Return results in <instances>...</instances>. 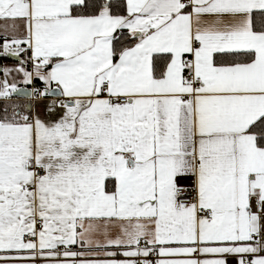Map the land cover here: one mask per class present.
Listing matches in <instances>:
<instances>
[{"label":"snow or ice","instance_id":"1","mask_svg":"<svg viewBox=\"0 0 264 264\" xmlns=\"http://www.w3.org/2000/svg\"><path fill=\"white\" fill-rule=\"evenodd\" d=\"M0 264H264V0H0Z\"/></svg>","mask_w":264,"mask_h":264}]
</instances>
